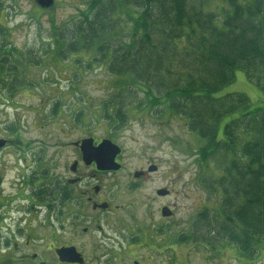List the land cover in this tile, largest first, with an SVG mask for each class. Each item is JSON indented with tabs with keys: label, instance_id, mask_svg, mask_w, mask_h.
Returning a JSON list of instances; mask_svg holds the SVG:
<instances>
[{
	"label": "rangeland",
	"instance_id": "374dc122",
	"mask_svg": "<svg viewBox=\"0 0 264 264\" xmlns=\"http://www.w3.org/2000/svg\"><path fill=\"white\" fill-rule=\"evenodd\" d=\"M48 1L0 0V44L4 42L6 49L0 53V61L7 66L15 59L24 64L4 76L6 86L0 83V137L13 136L19 130L23 142L29 144L26 152L12 147L0 155V203L8 205L0 204L4 264H24L18 261L21 255L34 251L54 260L53 247L70 240V228L62 232L59 215L49 205L60 207L54 186L64 179L68 164L77 156L70 143L87 135L111 139L124 148L125 169L101 176L99 183L128 180L150 160L160 168L138 190H127L125 199L115 201L122 207L103 215V231L93 234V242L87 236L78 241L85 264H136L134 260L141 264H264V242L259 254L249 259L234 245L202 243L201 228L197 238H188L200 224L199 213L211 214L219 201L207 186L220 174L215 164L222 158L207 157L202 162L207 141L192 132L180 115L131 108L126 123L120 126L113 111L100 109L111 100L117 77L105 65L91 61L97 57L95 46L78 54H61L55 58L58 60L49 55L57 47L54 34L69 36L68 30L85 18L89 0H53L51 7ZM115 16L111 43L121 44L119 40L127 36L128 18L121 10ZM230 92L244 93L254 107L264 108V91L243 70H237L235 80L219 94ZM166 186L174 191L171 196L149 201L156 197L157 188ZM72 204L78 210L77 201ZM165 204L175 209L173 219L160 217V206ZM118 214L121 229L111 226ZM133 223H138L134 231ZM141 228L149 231L150 239L144 236L139 242ZM202 233L208 235L206 230ZM7 239L19 242L20 252L10 246L13 242L7 247ZM25 240L30 241V248H25Z\"/></svg>",
	"mask_w": 264,
	"mask_h": 264
},
{
	"label": "trees",
	"instance_id": "16d2710c",
	"mask_svg": "<svg viewBox=\"0 0 264 264\" xmlns=\"http://www.w3.org/2000/svg\"><path fill=\"white\" fill-rule=\"evenodd\" d=\"M88 3L85 18L68 30L69 36L54 34L51 60L95 46L97 57L91 61L117 77L111 100L100 109L113 111L120 126L131 108L184 117L189 129L207 141L202 162L223 160L215 164L220 174L207 186L219 201L211 214L199 213L200 224L188 238H197L201 228L202 243L224 242L255 258L264 242V108L254 107L244 93L219 92L235 80L237 70L264 91V0ZM118 10L128 18V40L121 44L111 43ZM14 62L10 67L0 61V70L24 65ZM0 83L6 86L1 77Z\"/></svg>",
	"mask_w": 264,
	"mask_h": 264
},
{
	"label": "flooded vegetation",
	"instance_id": "af4514ba",
	"mask_svg": "<svg viewBox=\"0 0 264 264\" xmlns=\"http://www.w3.org/2000/svg\"><path fill=\"white\" fill-rule=\"evenodd\" d=\"M9 74H13V72H11L8 68L4 73L0 70V77L3 79V82H5L4 76H9ZM16 131L17 130H15V134L13 136L4 135L3 137H0V139L6 140V144L0 149V155L5 150L12 147H19L21 150H23V152L27 151V149L29 148V144L23 142L22 137L18 135ZM87 138L94 139V147H97L103 141V139H105L87 135L85 137H80L70 143L75 148L77 156L75 159H72L68 164L67 175L64 177V179L62 178L61 182L54 186L56 192L55 200H59L60 207L56 208L55 206L49 205V209L53 211V213L57 211V215H59L58 220H60L61 222L62 232L67 233L66 227L70 228L68 233L70 240L62 242L61 245L58 247H53L54 260H51L49 257L42 256V252L40 251H34L29 254L27 252L23 253L20 259H18V261H22L24 264H76L60 261L59 256L57 254V249L63 247H75L77 251L82 254L79 248L81 244H78V241L81 240L83 236H87L92 242L94 241V238H92L93 234L98 232L101 233L103 231V215L107 212L115 213L116 210H120V208L122 207L120 206V204L117 205L115 201L120 202L122 199H125L127 196V190H138V188L143 186L146 181L151 179V175H153V173L159 171V164L153 160H150L147 163L146 167L135 169L132 172V175L129 176L128 180L110 181L107 184L99 183V180H102L101 176L110 173L119 174L125 169V162L123 160L124 148L123 146L119 145L121 151L115 157V162L121 165V167L118 170H102L98 168L97 161H90L84 158L81 145L83 140ZM91 180H94V182H91ZM106 189H108V196H105ZM159 190H164L166 194H159ZM173 193L174 191L170 186L160 187L159 189L157 188L155 190L156 197H152L149 201H156V199L167 198ZM74 200H76L77 204L79 205L77 206L78 210H76L72 204ZM0 204L1 207L4 208L8 206L5 201H1ZM164 208L169 209V211L172 212L170 216L163 215ZM159 214L161 218L170 220L173 219L175 216V209H173L170 204H165L160 206ZM112 219H114V222L111 226L116 229H121L122 224L120 214H118ZM2 221L3 219L0 217V222ZM23 221L24 220L21 219L20 224H22ZM108 223L111 224V222ZM136 225H138V223L132 224L131 228L133 231L136 230ZM148 233L149 231L147 229L141 228L138 239L139 242L145 240L144 236L150 239V236L147 235ZM11 242H13V239H7L5 245L7 247L12 246L16 249V251L20 252L21 244L16 241H14L13 243ZM24 246L25 248H30V241L25 240ZM142 249H150V247H143ZM6 251L9 252L8 249L5 250V252ZM123 254L133 257L135 256V254L130 252H124ZM0 259H3L1 250ZM16 261L17 260L13 259V262ZM134 262L136 264L140 262L141 264V261L134 260Z\"/></svg>",
	"mask_w": 264,
	"mask_h": 264
},
{
	"label": "water",
	"instance_id": "95a60500",
	"mask_svg": "<svg viewBox=\"0 0 264 264\" xmlns=\"http://www.w3.org/2000/svg\"><path fill=\"white\" fill-rule=\"evenodd\" d=\"M49 6L53 5V0L48 1ZM94 139H84L81 145L84 158L90 161H97L98 168L102 170H118L121 165L115 162V157L120 153L121 148L119 145L111 140H103L97 147H94ZM6 144V140L0 139V149ZM159 194L165 195L164 190H159ZM171 211L169 209H163L164 216H170ZM57 254L60 261L67 263L83 264L85 262L84 257L77 251L75 247H67L57 249Z\"/></svg>",
	"mask_w": 264,
	"mask_h": 264
}]
</instances>
